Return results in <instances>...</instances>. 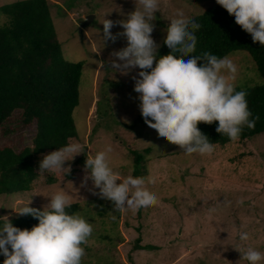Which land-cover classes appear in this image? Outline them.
<instances>
[{"label": "rangeland", "instance_id": "1", "mask_svg": "<svg viewBox=\"0 0 264 264\" xmlns=\"http://www.w3.org/2000/svg\"><path fill=\"white\" fill-rule=\"evenodd\" d=\"M16 1L20 0H0V6ZM48 1L65 59L85 62L80 103L74 112L78 137L71 141L81 148L64 165L71 166L70 174L39 173L44 155L40 156L33 190L0 196V217L9 216L12 222L22 217L18 212L31 202L30 207L43 210L47 198L63 191L71 197V204L81 205L79 214L93 227L89 242L83 245L85 264H236L242 258L237 248L252 247L264 254V135L216 146L210 155H187L154 129L134 126L141 112L132 76L139 69L125 76L107 66L111 53L126 47L127 41L119 37L105 45L102 23L105 18L125 19L135 10V0ZM215 3L159 0L152 38L161 47L164 29L177 10L183 9L193 19ZM90 16L94 17L91 24L82 26ZM111 31L115 35L124 30L117 26ZM230 58L238 67L236 87L263 83L250 54L237 51ZM21 121L20 113L15 112L6 122L8 133H0V148L20 151L33 145L35 126L24 127ZM105 145L113 149L110 166L115 172L156 179L155 184L146 185L157 196L154 206L115 213L110 201L93 194L99 189L93 188L92 181L80 187L87 154L95 155ZM148 148H152L150 153L145 152ZM133 151L147 158L139 172L144 176L136 174ZM226 199L231 202L229 207L222 206ZM241 232H247L250 239L241 242ZM138 238L140 245L152 249H137ZM4 258L0 255V260Z\"/></svg>", "mask_w": 264, "mask_h": 264}, {"label": "clouds", "instance_id": "2", "mask_svg": "<svg viewBox=\"0 0 264 264\" xmlns=\"http://www.w3.org/2000/svg\"><path fill=\"white\" fill-rule=\"evenodd\" d=\"M217 4L235 18V23L250 34L254 43L264 46V0H216ZM135 10L125 19L103 20L102 39L115 41L123 37L127 46L111 53L107 66L121 75L132 76L134 91L138 93L139 110L144 122L159 137L178 145L187 154H212L216 145L210 142L198 125L218 122L216 131L227 135L232 142L239 140L244 127L253 129L258 116L253 118L247 103V92L237 90L235 81L238 67L230 56L218 57L210 52L195 55L197 36L201 24L189 18L183 9L177 10L169 26L164 29L163 43L170 53L160 56V45L152 38L155 14L159 0H135ZM124 31L112 33L114 27ZM101 66L105 62H99ZM127 121V120H126ZM128 122V121H127ZM79 144H66L46 154L39 163V173L67 171L64 167L73 153H79ZM111 145L95 155L87 154L81 188L92 181L99 189L94 195L110 201L115 213L137 212L157 203V196L147 184H155L152 176L126 177L110 166ZM74 159V157H73ZM121 181L120 183H117ZM48 199L43 210L28 206L18 214L28 215L39 221L31 230L13 226L9 216L0 217V255L3 264H82L85 247L93 227L79 213L69 214L71 197L63 191ZM227 199L223 207H229ZM112 213V212H111ZM241 242L250 239L247 232L239 235ZM11 249V250H10ZM241 260L260 264L264 254L252 247L235 249ZM237 261L239 264L241 261Z\"/></svg>", "mask_w": 264, "mask_h": 264}, {"label": "trees", "instance_id": "3", "mask_svg": "<svg viewBox=\"0 0 264 264\" xmlns=\"http://www.w3.org/2000/svg\"><path fill=\"white\" fill-rule=\"evenodd\" d=\"M193 19L201 24L195 33V55L210 52L223 58L244 51L253 58L263 83L236 89L247 92L249 110L253 118L258 116L259 119L253 129L244 127L236 142L264 135V46L254 43L250 34L243 31L235 18L217 2ZM169 53L170 49L162 42L159 55ZM84 64V61L65 59L48 0H20L0 6V133H8L4 125L15 112L20 113L24 127L35 126L36 129L31 147L20 151L12 147L0 148V196L33 190L39 177L36 160L78 137L74 112L80 103ZM135 125L148 126L142 115L135 120ZM217 126L218 122L200 123L198 128L216 146L234 143L227 135L219 134ZM151 151L152 148L145 150L146 153ZM132 154L136 174L141 175L140 168L147 158L138 151ZM80 210L78 203L66 209L69 214ZM12 223L21 230H31L39 221L23 215ZM137 242V249H152L149 245H140L141 238ZM4 260H0V264ZM82 264H85L84 258Z\"/></svg>", "mask_w": 264, "mask_h": 264}, {"label": "water", "instance_id": "4", "mask_svg": "<svg viewBox=\"0 0 264 264\" xmlns=\"http://www.w3.org/2000/svg\"><path fill=\"white\" fill-rule=\"evenodd\" d=\"M94 17H87V20L83 22L82 26L89 25L93 21ZM85 27V26H84Z\"/></svg>", "mask_w": 264, "mask_h": 264}]
</instances>
